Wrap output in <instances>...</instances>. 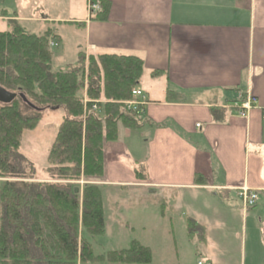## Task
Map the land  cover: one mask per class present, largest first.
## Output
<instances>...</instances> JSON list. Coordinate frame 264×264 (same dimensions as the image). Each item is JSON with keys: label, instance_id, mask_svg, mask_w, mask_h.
I'll list each match as a JSON object with an SVG mask.
<instances>
[{"label": "crops", "instance_id": "0c3cea01", "mask_svg": "<svg viewBox=\"0 0 264 264\" xmlns=\"http://www.w3.org/2000/svg\"><path fill=\"white\" fill-rule=\"evenodd\" d=\"M6 1L3 20L24 30L21 23H34L30 34L54 36L47 23L73 27L86 61L119 55L143 63L140 136L125 141L134 131L118 127L97 185L140 191L153 204L147 222L195 239L197 263L236 264L239 255L237 264H264V0H92L109 3L101 20L88 0L64 18L39 1L25 10L26 0H17L19 16ZM247 94L253 108L241 116L235 105ZM243 185L257 194L247 210L233 189Z\"/></svg>", "mask_w": 264, "mask_h": 264}, {"label": "trees", "instance_id": "16d2710c", "mask_svg": "<svg viewBox=\"0 0 264 264\" xmlns=\"http://www.w3.org/2000/svg\"><path fill=\"white\" fill-rule=\"evenodd\" d=\"M95 4L94 20H101L109 3ZM59 46L50 33L27 34L14 23L0 32V87L16 95L0 104V264H151L150 250L136 241L95 256L87 239L105 233L97 184L104 178L106 143L116 141L119 123L130 131L143 126L142 115L125 107L135 99L143 63L119 55L86 61L79 54V67L53 71L51 49ZM47 108L62 109L66 117L46 156L51 182H40L19 149L23 133Z\"/></svg>", "mask_w": 264, "mask_h": 264}, {"label": "rangeland", "instance_id": "374dc122", "mask_svg": "<svg viewBox=\"0 0 264 264\" xmlns=\"http://www.w3.org/2000/svg\"><path fill=\"white\" fill-rule=\"evenodd\" d=\"M38 1L44 5L45 9L50 10L51 6L55 13H59L52 14V17L60 18L66 17V12H69L78 2V0H26L24 1L25 10H27V3L29 6L33 5L36 7V2ZM17 2V0H7L4 5L11 12L15 11L19 13V10H16ZM0 4L2 3L0 2ZM34 13L39 17L48 15L38 10ZM18 15L22 16L25 14L21 12ZM3 17L4 15H1L0 12V32L10 31L13 22L4 21ZM21 24L28 30L33 29L32 31H35L34 29H37V26L32 22ZM18 26L22 32L30 34L28 30H24L17 23ZM48 26L52 29L55 40H58L59 37L63 39V43L58 49H51L53 54V71L66 72L79 67L80 59L76 49V37L69 33L74 30L73 27L70 28L67 25L57 23H47L44 25V28ZM40 33L34 32V35H40ZM81 93L84 94V92ZM65 117L62 109L47 108L42 111L36 127L31 131H25L22 135L19 153L24 159L34 165L37 171L36 178L40 182H51L44 172L46 168V156L54 142L57 129ZM118 127L120 129L122 125L119 123ZM131 134L125 138V141H135L137 136H140V133L135 131ZM53 182L56 183L57 181ZM84 183L82 180L78 182L81 186ZM100 190L105 212V233L98 237H87L92 247L93 255L100 256L110 251L128 249L131 242L136 241L150 250L151 264H197L198 260L193 254L197 241L186 234L168 233L170 230L168 225L163 231L165 232L164 234L159 233V227L156 224H152L151 221L147 222V219L143 216L147 213V209L151 210L153 208V204L149 203L147 207L146 204L142 203L138 199V196L142 195L140 191L124 192L116 187H100ZM174 241H176V244H174ZM235 259L236 264L240 263L241 256L237 255Z\"/></svg>", "mask_w": 264, "mask_h": 264}, {"label": "built area", "instance_id": "2783aa9c", "mask_svg": "<svg viewBox=\"0 0 264 264\" xmlns=\"http://www.w3.org/2000/svg\"><path fill=\"white\" fill-rule=\"evenodd\" d=\"M98 9L96 4H93L91 2L88 3V10L89 12H94ZM132 95L135 97L134 100L128 101L125 103V107L128 111H132L136 114L142 113V108L146 105V99L145 96L139 91L135 90L132 92ZM254 100L250 94H247L245 97H243L238 105L236 106V109L238 111V114L241 116H244L247 112H249L253 108ZM95 108V107H94ZM263 122H264V108H263ZM199 125H197L198 127ZM237 192V196L241 201L242 207L244 210L249 209L253 207L257 201V194L256 192L251 191L246 186H236L233 188ZM203 264V263H198Z\"/></svg>", "mask_w": 264, "mask_h": 264}, {"label": "water", "instance_id": "95a60500", "mask_svg": "<svg viewBox=\"0 0 264 264\" xmlns=\"http://www.w3.org/2000/svg\"><path fill=\"white\" fill-rule=\"evenodd\" d=\"M16 98L15 94H12L10 92H7L3 88L0 87V104L2 105H8L10 104L14 99ZM23 98V96H21ZM24 100V99H23ZM75 193H78V189L75 188Z\"/></svg>", "mask_w": 264, "mask_h": 264}]
</instances>
